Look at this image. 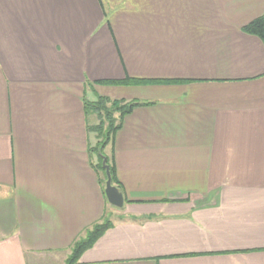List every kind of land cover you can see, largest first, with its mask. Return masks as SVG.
<instances>
[{
	"label": "crops",
	"instance_id": "1",
	"mask_svg": "<svg viewBox=\"0 0 264 264\" xmlns=\"http://www.w3.org/2000/svg\"><path fill=\"white\" fill-rule=\"evenodd\" d=\"M263 14L0 0V264H65L104 217L76 264H264V45L242 31ZM97 97L144 103L109 146L121 209L95 167Z\"/></svg>",
	"mask_w": 264,
	"mask_h": 264
},
{
	"label": "trees",
	"instance_id": "2",
	"mask_svg": "<svg viewBox=\"0 0 264 264\" xmlns=\"http://www.w3.org/2000/svg\"><path fill=\"white\" fill-rule=\"evenodd\" d=\"M242 31L246 34L258 37L264 45V14L242 28ZM137 80L126 78L121 82H102L103 84H130L136 83ZM144 105L136 101H124V100H111L105 97H97L93 102H86L84 104V110L87 115L93 114L97 119V123L88 127L90 132L95 134L97 143L92 149V153L96 155L97 163L96 169L102 173V183H105V170L102 167V161L105 159L108 165L112 185H114L120 192H122L121 186L117 181L113 159L111 155L105 153L107 147H111L113 138L117 130L121 126L122 119L126 116L134 107ZM105 197V196H104ZM122 219V218H121ZM111 222L107 217H104L102 222L97 223L86 231L84 237L77 239L70 248V255L65 261V264H76L80 255L88 248H90L94 242L111 226Z\"/></svg>",
	"mask_w": 264,
	"mask_h": 264
},
{
	"label": "water",
	"instance_id": "3",
	"mask_svg": "<svg viewBox=\"0 0 264 264\" xmlns=\"http://www.w3.org/2000/svg\"><path fill=\"white\" fill-rule=\"evenodd\" d=\"M102 167L105 170L106 177L103 188L105 199L110 206L121 209L124 205V198L122 193L114 185H112L111 174L105 159L102 161Z\"/></svg>",
	"mask_w": 264,
	"mask_h": 264
},
{
	"label": "rangeland",
	"instance_id": "4",
	"mask_svg": "<svg viewBox=\"0 0 264 264\" xmlns=\"http://www.w3.org/2000/svg\"><path fill=\"white\" fill-rule=\"evenodd\" d=\"M97 120V119H96ZM98 121H96V123H97ZM95 123V124H96ZM105 152L107 153V155H108V153H109V147H107L106 149H105ZM109 156V155H108Z\"/></svg>",
	"mask_w": 264,
	"mask_h": 264
}]
</instances>
